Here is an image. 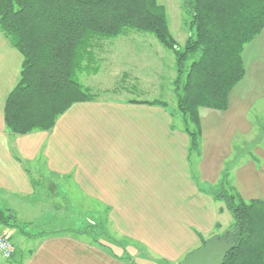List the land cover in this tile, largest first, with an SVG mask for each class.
<instances>
[{
    "label": "crops",
    "instance_id": "0c3cea01",
    "mask_svg": "<svg viewBox=\"0 0 264 264\" xmlns=\"http://www.w3.org/2000/svg\"><path fill=\"white\" fill-rule=\"evenodd\" d=\"M243 59L246 74L231 93L228 110H200L201 154L194 156L199 162L192 167L189 136L167 107L78 103L51 131L12 135L4 108L23 56L0 32V209H12L25 226L45 216H38V205L49 212L50 222L67 219L66 208L44 204L49 200L45 190L47 185L56 189L55 181L59 187L73 184L87 199L104 205L120 236L146 245L155 256L147 262L183 261L202 245L200 235L211 239L223 229L221 219L228 210L215 201L211 188L221 181L237 135L264 132V125L255 127L264 119L252 117L257 105L264 108V30L247 45ZM257 148L258 162L236 167L237 179L230 173L236 183L250 174L251 188L241 192L246 201H264V146ZM41 170L54 182L37 179ZM4 232L17 240L16 255L4 264H132L85 238L87 231L67 227L33 233L42 234L33 238L17 228Z\"/></svg>",
    "mask_w": 264,
    "mask_h": 264
},
{
    "label": "trees",
    "instance_id": "16d2710c",
    "mask_svg": "<svg viewBox=\"0 0 264 264\" xmlns=\"http://www.w3.org/2000/svg\"><path fill=\"white\" fill-rule=\"evenodd\" d=\"M189 13L190 35L182 47L158 0H0V32L23 56L5 103L6 128L15 136L51 131L75 104L101 100L75 72L94 57L98 42L134 30L154 36L174 53L177 108L190 138L189 154L200 156V110H228L230 95L246 74L244 50L264 30V0H189ZM128 103L167 107L159 100ZM229 184L225 171L220 190L212 193L234 221L229 230L234 244L224 264H264V201H245L230 192ZM0 228H17L25 237L42 235L28 232L12 209H0ZM200 239L201 247L211 240ZM93 241L120 257L100 240ZM125 259L136 264L130 256Z\"/></svg>",
    "mask_w": 264,
    "mask_h": 264
},
{
    "label": "rangeland",
    "instance_id": "374dc122",
    "mask_svg": "<svg viewBox=\"0 0 264 264\" xmlns=\"http://www.w3.org/2000/svg\"><path fill=\"white\" fill-rule=\"evenodd\" d=\"M158 2L166 11L171 34L183 47L190 35L189 0H158ZM93 48L94 57L90 59V62L86 61L83 68H77L76 79L84 86L92 88L94 92H99L101 100L104 101H163L167 104L168 110L176 115L177 126L184 131L182 116L177 108L173 87L177 69L176 59L172 51L164 48L154 36L134 30H129L124 36L116 39H104ZM259 106L257 105L253 109L252 117L264 119V108L261 109ZM257 124L264 125L263 122L259 121L255 123V127ZM261 131L256 129L250 136L237 135L233 154L228 158L224 172L230 174L233 171L232 177L237 179L236 174L234 175L236 167L240 168L244 163L252 160L254 162L259 161L256 154L257 147L264 146V132ZM194 156L199 159L196 154L191 155L189 164L192 167L196 161L199 162ZM40 158L39 164L43 162L42 159L44 160L43 157ZM35 175L37 179L54 182V178L45 171L41 170V173H35ZM236 181L230 179L228 185L229 188H232L230 192L236 191L246 201L241 192L245 194V189L251 188L250 174L244 176L239 183ZM54 183L57 185L56 189L47 185L48 190L46 188L45 195L48 196L47 191H49V197H47L49 200H46L44 204L49 203L48 206L53 204L66 208L68 218L50 222L49 212L45 213L41 209L42 206L38 205L40 207L39 212L37 211L38 216H42V214L45 216L35 221L33 226L27 225V231L38 233L67 227L71 230L87 231L88 235H85V238L100 240L103 244L110 246L116 255L124 258L130 256V260L136 261V264H152L147 260H154L155 256L145 244L139 245L136 241L130 240L128 237L124 239L125 237L123 238L117 233L110 223L109 214L106 212L107 209L103 208V204H97L90 198L87 199L73 184L67 183V186L59 187L57 181ZM211 190L219 191L220 182ZM53 191L55 192L53 193ZM63 191L66 193H62ZM34 208L36 207H33V210ZM24 215L26 216V214ZM22 217L21 215V220H25ZM221 221L223 229L218 231L219 236L215 239H223L234 222L229 211H226ZM1 230L4 231V229ZM5 233L11 237L8 232ZM12 239L13 242L17 243L16 238L12 237ZM123 249L127 250L126 254ZM157 262L155 264H165L160 261ZM181 262L175 264H182Z\"/></svg>",
    "mask_w": 264,
    "mask_h": 264
},
{
    "label": "water",
    "instance_id": "95a60500",
    "mask_svg": "<svg viewBox=\"0 0 264 264\" xmlns=\"http://www.w3.org/2000/svg\"><path fill=\"white\" fill-rule=\"evenodd\" d=\"M233 244L228 231L223 239H211L205 246L192 252L182 264H224Z\"/></svg>",
    "mask_w": 264,
    "mask_h": 264
},
{
    "label": "built area",
    "instance_id": "2783aa9c",
    "mask_svg": "<svg viewBox=\"0 0 264 264\" xmlns=\"http://www.w3.org/2000/svg\"><path fill=\"white\" fill-rule=\"evenodd\" d=\"M16 254L13 241L0 228V264L10 261Z\"/></svg>",
    "mask_w": 264,
    "mask_h": 264
}]
</instances>
